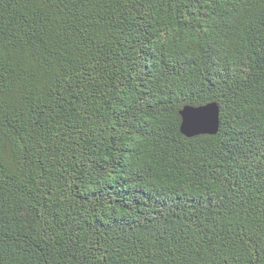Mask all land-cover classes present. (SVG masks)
<instances>
[{
	"label": "trees",
	"instance_id": "trees-1",
	"mask_svg": "<svg viewBox=\"0 0 264 264\" xmlns=\"http://www.w3.org/2000/svg\"><path fill=\"white\" fill-rule=\"evenodd\" d=\"M0 264H264V0H0Z\"/></svg>",
	"mask_w": 264,
	"mask_h": 264
},
{
	"label": "water",
	"instance_id": "water-1",
	"mask_svg": "<svg viewBox=\"0 0 264 264\" xmlns=\"http://www.w3.org/2000/svg\"><path fill=\"white\" fill-rule=\"evenodd\" d=\"M181 131L188 135L215 133L219 127V106L215 101L203 105H185L180 110Z\"/></svg>",
	"mask_w": 264,
	"mask_h": 264
},
{
	"label": "bare ground",
	"instance_id": "bare-ground-1",
	"mask_svg": "<svg viewBox=\"0 0 264 264\" xmlns=\"http://www.w3.org/2000/svg\"><path fill=\"white\" fill-rule=\"evenodd\" d=\"M175 192V191H174ZM182 193V192H181ZM172 195V194H171Z\"/></svg>",
	"mask_w": 264,
	"mask_h": 264
}]
</instances>
